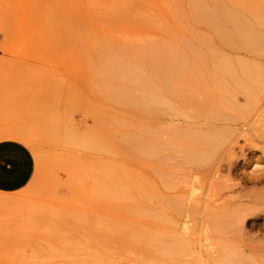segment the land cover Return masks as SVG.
Returning a JSON list of instances; mask_svg holds the SVG:
<instances>
[{"label":"rangeland","instance_id":"374dc122","mask_svg":"<svg viewBox=\"0 0 264 264\" xmlns=\"http://www.w3.org/2000/svg\"><path fill=\"white\" fill-rule=\"evenodd\" d=\"M263 4L264 0H0V264H215L200 257L197 243L189 239L195 220L177 207L175 193L185 187L189 198L201 199L208 210V247L221 248L223 235L214 222L219 223L217 215L227 209L232 192L223 183L229 174L222 157L227 145L223 125L245 120L264 131V112L257 119L253 106L264 93V51L260 50L262 57L257 52L264 47V25L258 28L255 21L264 17ZM229 9L246 16L241 22L251 30L243 34L245 40L225 30L222 13ZM253 26L260 30L261 40L248 39ZM239 60L242 67L260 65L263 74L261 82L255 80L259 84L249 82L248 96L236 93V84L221 78L222 68L238 69ZM173 66L183 74L167 97L211 131L205 139L197 128L183 131V141L175 136L173 146L165 145L159 153L161 159H152L144 156L141 103L122 97L123 84L140 73L156 79L159 67ZM227 87L233 89L228 92ZM201 149L207 153L204 159L196 157ZM179 151H187L186 157ZM147 162H157L163 170L158 191L149 187L145 170L154 169L146 168ZM148 190L152 198H157L155 192L160 196L158 209H163L159 203L164 193L166 198L173 196L164 213L146 215ZM156 205L151 201V208ZM150 221L159 231L150 229ZM140 230L159 234L158 239H146ZM164 246L166 252L160 249ZM230 261L219 258L216 264H236Z\"/></svg>","mask_w":264,"mask_h":264},{"label":"bare ground","instance_id":"6f19581e","mask_svg":"<svg viewBox=\"0 0 264 264\" xmlns=\"http://www.w3.org/2000/svg\"><path fill=\"white\" fill-rule=\"evenodd\" d=\"M260 1V0H259ZM210 2V1H209ZM197 3V2H196ZM207 3V2H206ZM214 3V2H213ZM219 3V1H218ZM254 4V3H253ZM234 5V4H233ZM264 5V4H263ZM207 6V5H206ZM245 7V6H244ZM207 8V7H205ZM242 8V7H241ZM218 9V8H217ZM228 9V8H227ZM247 9V8H246ZM226 10L224 11V13H222V17H223V21L224 22V26H225V30H229V32H233L235 33L238 37L240 38H244L246 37V35H243L244 33H248L250 34L248 31L250 28H247L245 25H243L244 23L241 22V17L245 16L244 14L241 16H239V14L234 11H230ZM211 11V10H210ZM220 11V10H219ZM250 11V10H249ZM259 12V11H258ZM208 13V12H207ZM218 13V12H216ZM248 13V12H247ZM247 13H245L247 15ZM254 13V12H253ZM220 14V13H219ZM249 14V13H248ZM256 14V13H255ZM262 14V13H261ZM252 15V12L249 14ZM249 15L247 17H249ZM254 16V14H253ZM252 16V17H253ZM203 17V16H202ZM213 17V16H212ZM220 17V18H222ZM246 17V16H245ZM259 17V16H258ZM261 17V16H260ZM257 19L256 16V20L257 23H259V25H257V27L260 25H264V20L263 18ZM219 18V17H217ZM214 19V18H213ZM244 19V18H243ZM246 19V18H245ZM250 19V18H249ZM252 19V18H251ZM217 20V19H216ZM219 20V19H218ZM222 20V19H221ZM248 21V18L246 19ZM245 21V20H244ZM254 21V18H253ZM211 22V21H210ZM205 23V22H204ZM219 23V22H218ZM229 23V24H227ZM243 23V24H242ZM246 23V22H245ZM249 23H251V21H249ZM256 23V22H254ZM208 24V23H207ZM223 24V23H222ZM248 24V23H247ZM252 24V23H251ZM250 24V25H251ZM202 25V24H201ZM221 25V24H220ZM249 25V26H250ZM218 26V25H217ZM251 27V26H250ZM255 27V28H257ZM258 27V28H259ZM254 28V26L252 27ZM253 29L251 33L252 37H250L249 35L247 36L248 39L249 38H253L252 40L256 39L253 36L257 37V39L261 40V38L263 36H261V34L257 29ZM262 28V26H261ZM260 28V29H261ZM264 28V27H263ZM262 28V29H263ZM220 29V28H219ZM251 30V29H250ZM258 31V32H257ZM223 32V31H222ZM217 33H219V31H217ZM227 33V32H226ZM262 33V32H261ZM264 33V32H263ZM225 34V32H224ZM231 33H229L228 35H230ZM234 34V35H235ZM260 35V37H259ZM263 35V34H262ZM236 36V37H237ZM225 37V36H224ZM246 38H244L245 40ZM264 39V38H263ZM227 40V39H226ZM233 40V39H232ZM251 40V39H250ZM251 40V41H252ZM239 41V39H238ZM251 41H248L249 43ZM240 42V41H239ZM247 42V43H248ZM255 42V41H254ZM252 41V44L254 43ZM221 43V42H220ZM238 43V42H237ZM245 43V42H244ZM258 44V42H255ZM260 43V42H259ZM239 44V43H238ZM240 44H242L240 42ZM251 44V43H250ZM249 44V45H250ZM264 44V43H263ZM262 43H260L259 47L261 45H263ZM226 45V44H225ZM237 44H235L236 46ZM243 45V44H242ZM238 46V45H237ZM254 46V45H253ZM264 46V45H263ZM231 47V46H230ZM241 47V46H240ZM237 48V47H236ZM196 49V48H195ZM238 49V48H237ZM246 49V48H245ZM258 49V47L256 48ZM236 50V49H235ZM259 54L261 53L260 50L264 51V47L262 49L259 48L258 49ZM262 51V53H263ZM223 52V51H222ZM240 52V51H239ZM245 53V52H244ZM213 54V53H212ZM256 55V57L260 56L262 57L263 54L260 55ZM229 57V56H228ZM255 57V56H254ZM264 57V56H263ZM181 58V57H180ZM227 58V57H226ZM242 59V57H241ZM262 58H260L261 60ZM224 60V59H223ZM256 60V59H255ZM243 61V60H242ZM188 62V61H187ZM236 62V61H235ZM239 62V63H238ZM238 62H236L239 65V68H232V66H226L225 70L222 68L221 72H224V77L222 76L221 78L224 79V81L229 85V84H236V86L239 88H237L235 86L236 89V93H241L244 96H248V91L251 90L248 88L249 82L254 81H260L261 82V78L262 72L259 71V66L260 65H255V66H251L248 64H246L247 66H243L240 64L241 61L239 60ZM246 62V60H245ZM248 62V60H247ZM261 62V61H260ZM225 63V60H224ZM235 63V64H236ZM259 63V62H257ZM236 64V66H238ZM264 64V63H263ZM178 65V64H177ZM180 65V64H179ZM216 65V64H215ZM241 65V67H240ZM245 65V63H244ZM172 66V65H171ZM181 66V65H180ZM116 67V65H115ZM177 67V66H176ZM179 67V66H178ZM214 67V66H213ZM262 67V66H261ZM128 65L126 70L128 69ZM184 68V67H183ZM124 69V68H123ZM186 69V68H185ZM261 69V68H260ZM117 70V69H116ZM132 69L129 68L128 71V75L131 77V75L129 74V72ZM140 70V69H139ZM157 70H159L158 76L156 77V79L152 78H148V76H145L143 73H140V76L136 78H134L133 80H135V82L131 79L133 78H128V80L123 84V80H122V84L124 87V92L125 96H128L127 98L125 97V99H133L136 102L139 101V105L141 103V108L143 109L144 112V120H145V125H144V135H143V149H144V156L146 157H150L153 159L152 156H158L160 152H162V150L166 147L165 145L171 146L173 144L174 139L176 140L177 138H179L180 140L181 137L180 135L182 134L183 131H189L192 128H197L198 130L195 131H200L203 132L204 134H202V138L205 139L206 137V133H208V131L210 132V129H203L201 127V123L203 122H199V121H195V120H191L190 117L186 114L180 111L179 109V105H177L176 103L174 104V102L172 101L173 99H171L170 97L168 98L166 93H170V90H173L172 86L175 83H179L180 77L182 76L183 73H181L180 75V69L178 71V68L176 69L175 66L173 67H159ZM181 70L182 66H181ZM261 70H264L261 69ZM114 71V69L112 70V72ZM186 71V70H185ZM121 72L122 71V67H121ZM158 72V71H157ZM179 72V74H178ZM184 72V71H182ZM219 72V71H218ZM117 73L118 72H114ZM131 73V72H130ZM136 73V72H135ZM185 74V73H184ZM119 75V74H118ZM134 74H132L133 76ZM137 75V73L135 74ZM208 75V74H207ZM216 75V74H215ZM112 76V74H111ZM113 76H115L113 74ZM195 76V75H194ZM120 79V76H117L116 78ZM183 78V77H182ZM181 78V79H182ZM114 79V78H113ZM151 79V80H150ZM209 79V78H208ZM217 79V78H216ZM215 79V80H216ZM262 80H264L262 78ZM255 81V82H256ZM185 82V81H184ZM223 82V81H222ZM263 84L261 88H264V81H262ZM224 83V82H223ZM259 84V82H256ZM206 84V83H205ZM214 84V83H213ZM120 85V84H119ZM223 86V84H221ZM220 85V87H221ZM226 85V84H225ZM253 85V84H252ZM255 85V84H254ZM117 88V85H115ZM136 86H139L138 88L140 89L139 92L137 93L136 91ZM190 86V85H189ZM192 86V85H191ZM232 86V85H231ZM256 86V85H255ZM261 85H258V87ZM120 87V86H118ZM219 87V86H218ZM230 87V86H228ZM227 88H224L225 90L227 89L228 92H230L231 90H229ZM121 88V87H120ZM118 88V91H120ZM153 88V89H152ZM251 88V87H250ZM255 88V87H254ZM115 89V87H114ZM216 89V88H215ZM249 89V90H248ZM256 91L257 87L255 88ZM117 90V89H116ZM122 90V89H121ZM150 90H152L153 92H151ZM260 90V88H259ZM115 91V90H114ZM113 91V92H114ZM150 91V92H149ZM261 91V90H260ZM259 91V92H260ZM172 92V91H171ZM183 92V91H182ZM186 92V91H185ZM193 92V91H192ZM235 93V91H233ZM232 92V93H233ZM251 92V91H250ZM249 92V93H250ZM256 92V93H259ZM235 93V94H236ZM255 93V94H256ZM114 94V93H113ZM118 94V93H117ZM120 94V93H119ZM122 95V94H120ZM227 94V93H226ZM253 94V93H252ZM115 96V95H114ZM237 96V95H236ZM117 98V96H115ZM256 97V96H255ZM121 97H119L120 99ZM173 98V97H172ZM246 98V97H245ZM248 98V97H247ZM252 98V96L250 97ZM188 99V98H187ZM232 99V98H231ZM181 100V99H180ZM197 100V99H196ZM248 100V99H247ZM246 100V101H247ZM252 100V99H250ZM256 104L253 105L255 106L254 110L255 112H257V119L259 117V115L261 116V113L264 112V93H259V95H257V99H256ZM124 101V100H122ZM249 101V100H248ZM126 102V100H125ZM131 102V101H130ZM255 102V100H254ZM216 104V103H215ZM242 104V103H241ZM247 104V102H246ZM188 105V104H187ZM186 105V107H187ZM201 105V104H200ZM204 105V104H203ZM192 106V105H188ZM199 106V105H198ZM252 106V105H251ZM250 106V107H251ZM182 107V106H181ZM191 109V108H190ZM214 109V108H213ZM183 111V109H181ZM188 110V109H187ZM194 110V109H192ZM242 110V109H241ZM252 110V112L254 111ZM142 111V110H141ZM207 111V110H206ZM142 112V113H143ZM197 112V111H196ZM208 113V112H207ZM245 114V113H244ZM254 114V113H253ZM191 115V114H190ZM199 115V114H198ZM246 115V114H245ZM252 116V114H251ZM255 116V115H254ZM199 118V117H198ZM220 118V117H219ZM249 118V117H248ZM212 119V118H211ZM222 119V118H221ZM247 119V118H246ZM256 119V120H257ZM264 119V118H263ZM207 120V119H205ZM227 120V119H226ZM244 120V119H242ZM256 120L254 119V122L256 124ZM203 121V120H202ZM224 121V120H223ZM252 121V120H251ZM214 122V121H213ZM259 122V121H258ZM259 123H262L261 121ZM163 124V125H162ZM217 124V123H216ZM251 123L249 121H245L244 122H239V123H234V124H228L227 126L223 125L224 128V132H226L225 139L227 141V145L226 148L224 149V157L223 159L226 162V169L227 172L229 174H227L228 176L226 178H224L223 183L225 186L228 187V189L230 188V190L232 191L229 195V198L227 199V201L225 202V206H226V210L221 211V214L217 215V216H221L219 217V223L215 224L216 225V230L218 231V234H222V240L220 242V244L222 243V246L219 244L220 247H218V249H214V247L209 248L208 245L211 244L210 242V237L208 235V230H207V222L205 221V219H207L208 216V210L206 209L207 207L204 205V203H201V199L200 200H193L192 198H189L187 193L184 192V188L181 190H179L177 193H175L178 198H179V203H177V207H181V209H183L184 211L187 212V214L182 210L179 211L180 209L178 208L177 211L179 212H183L185 213V217L189 215L193 216L192 218H194L195 222L193 223V229L192 232H190V238H192L194 240V244L197 243V246L199 247V250L197 253L200 255V257H203L206 261L207 258H211L212 261H216L217 263V259L222 258L223 259H231L230 262H236V264H264V131L259 132L260 130H262V128L260 127L258 130L253 126L250 125ZM258 124V123H257ZM209 126V125H208ZM207 125L206 127L209 128ZM220 125H218L217 128L221 129L219 127ZM257 126V125H256ZM199 127V128H198ZM214 127V126H213ZM210 127V128H213ZM258 127V126H257ZM216 128V127H215ZM216 130V129H215ZM187 131V132H188ZM191 131V130H190ZM194 131V129L192 130ZM186 132V133H187ZM219 132V131H218ZM219 134V133H218ZM224 134V133H222ZM221 134V135H222ZM188 135V134H187ZM213 135H215L213 133ZM175 136L177 138H175ZM190 137V136H189ZM215 137V136H214ZM221 137L220 135L218 136V138ZM183 138V137H182ZM186 138V137H185ZM210 138V137H209ZM222 138H224L222 136ZM242 140V143H238V139ZM196 140V139H195ZM210 140V139H209ZM183 141V140H182ZM206 141V140H205ZM208 141V140H207ZM215 141V140H214ZM219 141V140H218ZM181 142V141H180ZM196 142V141H195ZM202 142V140H201ZM183 143V142H181ZM213 143V142H211ZM217 143V142H216ZM223 143V142H222ZM142 144V143H141ZM201 144V143H200ZM180 145V144H179ZM182 145V144H181ZM164 146V147H163ZM173 146V145H172ZM175 147V145H174ZM182 149V146H179ZM198 147V146H197ZM176 148V147H175ZM236 148V149H235ZM166 149V148H165ZM184 149V147H183ZM205 149V148H204ZM201 149L200 151L196 152V157H202L203 159L205 158V156H207L206 150ZM215 149V148H214ZM169 150V149H167ZM173 149H170V151ZM187 150V149H186ZM216 150V149H215ZM181 151V150H180ZM179 151V152H180ZM176 150L173 152L175 153ZM178 152V151H177ZM187 152V151H186ZM186 152H180L181 155L183 157H186ZM195 152V151H193ZM168 153V152H166ZM171 153V152H169ZM220 153V152H219ZM218 153V154H219ZM259 153V157H257V159H255V154ZM189 154V152H188ZM214 154V153H213ZM171 155V154H170ZM167 156V158L170 157ZM175 155V154H174ZM173 156V154L171 155V157ZM211 156V155H210ZM213 156V155H212ZM159 157V156H158ZM170 157V158H171ZM195 157V156H194ZM160 158V157H159ZM163 158V157H162ZM169 158V160H170ZM179 158V157H178ZM182 158V157H181ZM149 159V158H148ZM148 159H146L148 161ZM156 161V160H152ZM155 159V157H154ZM157 159V158H156ZM161 159V158H160ZM172 159V158H171ZM174 159V158H173ZM172 159V160H173ZM194 159V158H193ZM198 159V158H197ZM185 160V159H184ZM200 160V159H199ZM209 160L210 157H209ZM177 161V160H176ZM206 161V160H204ZM215 161V160H213ZM158 162V161H157ZM156 163V165H151L150 162H147V167L148 169H154V172L152 173L151 171H147L145 170V174L147 177V181L149 182L148 185L149 187H154L155 190L158 191L159 188V175H161V168L157 165L158 163ZM165 162V161H164ZM181 162V161H180ZM202 162V161H201ZM217 162V161H216ZM154 164V163H153ZM214 164V163H212ZM176 165V164H175ZM177 166V165H176ZM213 166V165H212ZM169 167V166H168ZM210 168V167H209ZM217 170V169H216ZM188 171V170H187ZM212 171V170H211ZM210 171V172H211ZM181 173V172H180ZM183 173V172H182ZM164 175V174H163ZM217 178V177H216ZM171 179V178H170ZM162 180V179H161ZM162 183V182H161ZM190 185V184H189ZM144 186V185H143ZM145 188V187H144ZM143 188V189H144ZM164 188V187H163ZM180 188V187H179ZM170 189V188H169ZM188 189V188H187ZM146 190V189H144ZM150 190V189H149ZM147 191V193L145 192V195L147 197L146 199V203L145 205L147 206V210L148 212H146L148 215L151 212H154L155 214L159 213L160 211L162 213L165 212V209L167 208V202L169 201L170 198H166L165 193L163 195L164 199L162 201H160L161 205H163V209H158L157 207L158 205V199H160L159 195H157V192H155L153 195H156V197H154L156 200H152L154 198H152L151 192ZM185 191L188 192V190L185 189ZM186 193V194H185ZM161 194V193H160ZM159 196V197H158ZM174 196V197H175ZM190 196V195H189ZM152 198V199H151ZM194 198V197H193ZM162 199V198H161ZM174 200V199H173ZM175 200H177V198L175 197ZM151 201H154L156 205V207H152L151 208ZM170 203V202H169ZM174 205V202H172ZM223 205V204H222ZM175 207V206H174ZM174 207L172 209H174ZM175 207V209L177 208ZM206 207V208H205ZM224 208V205H223ZM174 209V210H175ZM176 211V210H175ZM143 210L141 211L142 214ZM143 212V214L145 213ZM178 212V213H179ZM140 213V212H139ZM177 213V212H176ZM161 214V213H160ZM167 214V213H166ZM215 214V213H214ZM145 215V216H146ZM151 215V214H150ZM154 215V214H152ZM151 215V218H152ZM181 215V214H180ZM184 215V214H183ZM155 216V215H154ZM157 216V215H156ZM155 216V217H156ZM161 216H163L161 214ZM165 216V214H164ZM149 217V216H148ZM147 217V218H148ZM151 219L152 221L155 220ZM159 217V216H157ZM182 217V215H181ZM184 217V218H185ZM216 217V216H215ZM146 218V219H147ZM162 218V217H161ZM167 218V217H166ZM173 218V217H172ZM209 218V217H208ZM217 218V217H216ZM221 218V219H220ZM157 219V218H156ZM160 219V218H159ZM163 219V218H162ZM165 219V217H164ZM163 219V220H164ZM168 219V218H167ZM190 219V218H189ZM214 219V218H213ZM150 220V219H149ZM181 220V219H180ZM183 220V219H182ZM193 220V219H192ZM150 221V223H153V226L150 228L151 230L155 228L154 231H156L158 227H156L155 223ZM162 221V220H161ZM185 221V220H184ZM183 221V224L185 223ZM217 221V219H216ZM211 222V221H210ZM157 223V222H156ZM179 224V222H178ZM186 225V224H184ZM192 225V224H191ZM142 229V228H141ZM144 229V227H143ZM145 229H149V228H145ZM163 229V228H162ZM160 229V230H162ZM179 229L183 230V232L185 231V226L183 225H179ZM152 230V231H153ZM142 230H140V235H146L142 236L145 237L146 239L148 237L155 239V241L158 239L157 235L159 234H153V232H151V234H149L147 230L146 233L141 232ZM159 231V229L157 230ZM170 231V230H168ZM179 231V230H178ZM214 231V230H213ZM181 232V231H180ZM216 232V231H215ZM156 233V232H155ZM165 233V232H164ZM163 233V235H164ZM167 234V233H166ZM180 234V233H179ZM182 234V233H181ZM177 235V234H176ZM213 235V234H212ZM166 236V235H165ZM174 240L176 241L177 238L175 239L174 235H172ZM177 237V236H176ZM179 237V236H178ZM218 237V236H217ZM143 238V239H145ZM181 238V237H179ZM210 238V239H209ZM219 238V237H218ZM149 239V238H148ZM161 239V238H160ZM188 239V237L186 238ZM173 240V241H174ZM179 240V239H178ZM154 241V240H152ZM191 241L192 240H188ZM217 241V240H216ZM158 242V241H157ZM155 242V243H157ZM192 246L194 247L195 245H193V243H191ZM158 245V244H157ZM155 245V246H157ZM216 245V244H215ZM160 246V244H159ZM210 246V245H209ZM196 247V246H195ZM194 247V249H195ZM159 248V247H158ZM162 252H166L167 251V246H164V248H160ZM214 249V250H211ZM169 250V249H168ZM196 253V254H197ZM195 254V255H196ZM197 254V256H198ZM199 258V257H196ZM223 262V261H222ZM215 263V262H214ZM215 263V264H216ZM226 264L228 262H225ZM201 264V263H200ZM220 264V263H219ZM229 264V263H228ZM232 264V263H231Z\"/></svg>","mask_w":264,"mask_h":264}]
</instances>
